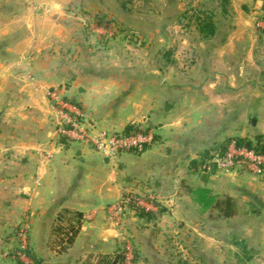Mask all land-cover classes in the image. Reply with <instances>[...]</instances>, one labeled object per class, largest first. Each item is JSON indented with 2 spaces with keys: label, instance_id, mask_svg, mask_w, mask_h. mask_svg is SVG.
<instances>
[{
  "label": "crops",
  "instance_id": "crops-1",
  "mask_svg": "<svg viewBox=\"0 0 264 264\" xmlns=\"http://www.w3.org/2000/svg\"><path fill=\"white\" fill-rule=\"evenodd\" d=\"M258 1L0 0V229H29L40 264H124L107 208L123 189L139 187L157 200L147 216L124 224L137 237L132 264L138 256L140 264H168L162 238L169 229L198 225L217 235L237 229L232 222L244 206L264 210L263 179L210 171L200 181V166L228 140L264 147ZM200 7L215 11L206 17L214 26L208 38L198 30ZM109 23L145 28L139 39L159 48L139 49L141 60L129 61L115 45L124 39L97 35ZM178 38L187 45L184 67L175 49L161 50ZM53 88L87 112L91 128L141 127L155 145L110 162L62 144L60 113L47 95ZM227 199L233 214L225 218L218 204Z\"/></svg>",
  "mask_w": 264,
  "mask_h": 264
},
{
  "label": "rangeland",
  "instance_id": "rangeland-1",
  "mask_svg": "<svg viewBox=\"0 0 264 264\" xmlns=\"http://www.w3.org/2000/svg\"><path fill=\"white\" fill-rule=\"evenodd\" d=\"M207 1L209 0H201V5L204 7V3ZM203 7L197 9V15L200 19H203L202 21H207L206 17L210 13L215 14V11L210 12ZM99 14H97L98 20H102V23H107L108 20L104 19ZM259 15L260 11L258 10L255 22ZM96 28H98V30H95L99 36L103 32L102 30H104L109 37L114 35L120 37V39H124L122 42H115V45L118 44L125 50L129 61H131V59L133 61L141 60L137 57L139 49L146 48L147 50L154 51L159 48L158 44L146 41L143 42L139 39V32H142V30L145 31V28L138 30L139 27H129L120 23L103 24ZM183 29H185V27H183ZM178 31H180L179 28ZM102 44L104 45L105 43L101 41L98 44L99 47H102ZM160 45H163L161 46V50L164 53H167L169 49H175L179 66L181 65L180 67H184L186 57L183 55L186 52V44L178 38L176 42H171L170 44L162 42ZM165 62L167 63L165 64ZM167 64H169L168 59L163 60L162 65ZM53 89H57L60 92L58 88ZM131 189L137 192H144V190L139 187H132ZM251 210H254L252 214L247 213ZM244 211V215L241 213L242 216H239L235 222H232L237 229H225V232L221 231L220 234L217 235L210 229L199 230L201 226L198 225L191 226V228L169 229V232L164 234L162 238L165 244L163 250L165 261H167L168 264H178L179 261L180 264L186 261H189L191 264H264V210H257L256 207L253 208L252 205L248 204L242 208L241 212ZM135 217L136 216L129 211L126 214L124 224L128 219H133ZM111 223L114 225L113 230L116 233V238L119 239V255L123 257L125 240H129L134 249L137 243V237H133L129 232L127 233L124 230L125 225L123 224V220L121 224H116L112 221ZM54 231L55 236L51 241L53 246L58 244V239L60 237H58L59 231H57V229H54ZM175 231H179V237H176ZM29 233V229L25 228L0 229V264H35V260L31 259L28 254V251L31 252L29 246ZM205 258L206 260L201 261V259ZM35 259L38 261L37 258ZM139 261L140 258L138 256L135 264H140ZM38 264H40L39 261Z\"/></svg>",
  "mask_w": 264,
  "mask_h": 264
},
{
  "label": "built area",
  "instance_id": "built-area-1",
  "mask_svg": "<svg viewBox=\"0 0 264 264\" xmlns=\"http://www.w3.org/2000/svg\"><path fill=\"white\" fill-rule=\"evenodd\" d=\"M256 24L264 28V10L260 12ZM47 95L52 107L60 113L55 135L66 146L78 144L88 147L110 162H114L122 153L139 154L156 143L154 133L141 127L118 131L93 129L87 123L89 118L87 112L77 106L70 108L57 89H51ZM67 110H70L72 115ZM200 171L202 173L214 171L222 175L241 171L264 179V153L246 146L239 139L232 138L227 141L221 152L213 153L200 166ZM156 200L153 193L123 189L122 195L108 206V217L116 224H121L123 220L124 224L129 211L135 216L138 212L148 213L153 209ZM133 256V245L129 240H125L124 263L131 264Z\"/></svg>",
  "mask_w": 264,
  "mask_h": 264
},
{
  "label": "trees",
  "instance_id": "trees-1",
  "mask_svg": "<svg viewBox=\"0 0 264 264\" xmlns=\"http://www.w3.org/2000/svg\"><path fill=\"white\" fill-rule=\"evenodd\" d=\"M198 30L200 33L203 35V37H210L214 33V26L212 23H209L207 21H200L198 24ZM131 127L129 126L126 129H130ZM241 143L245 144L248 147L255 148L257 151L264 153V147L261 145L258 141L256 144H253L251 141L246 140V139H239ZM218 207L221 210V213L224 215L225 218H228L231 216L233 213L231 211L232 209V203L228 199L226 201H223L218 204ZM148 213L144 212H138L137 216H147ZM29 257L33 260H35V264H38V261H36L34 255L32 252L28 251Z\"/></svg>",
  "mask_w": 264,
  "mask_h": 264
},
{
  "label": "water",
  "instance_id": "water-1",
  "mask_svg": "<svg viewBox=\"0 0 264 264\" xmlns=\"http://www.w3.org/2000/svg\"><path fill=\"white\" fill-rule=\"evenodd\" d=\"M263 3V1H258L257 3V8H259L261 6V4ZM78 91H80V88L78 89ZM207 178V174L206 173H202L201 174V178L200 181L203 183L205 181V179Z\"/></svg>",
  "mask_w": 264,
  "mask_h": 264
}]
</instances>
